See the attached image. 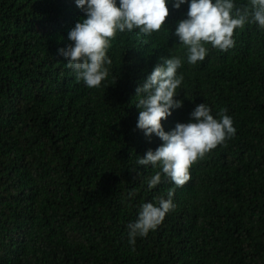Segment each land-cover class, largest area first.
I'll list each match as a JSON object with an SVG mask.
<instances>
[{
    "label": "trees",
    "instance_id": "16d2710c",
    "mask_svg": "<svg viewBox=\"0 0 264 264\" xmlns=\"http://www.w3.org/2000/svg\"><path fill=\"white\" fill-rule=\"evenodd\" d=\"M172 3L150 37L181 49ZM84 15L75 0H0V264H264V30L246 24L231 52L205 45V61L181 68L218 65L223 76L181 91L164 130L205 103L214 116L226 108L236 133L192 166L162 227L133 250L127 225L148 199H167L171 181L149 189L159 168L137 164L162 141L136 131L116 91L123 40L112 41L99 88L78 82L59 54ZM239 57L252 70L237 77Z\"/></svg>",
    "mask_w": 264,
    "mask_h": 264
},
{
    "label": "clouds",
    "instance_id": "9594fccd",
    "mask_svg": "<svg viewBox=\"0 0 264 264\" xmlns=\"http://www.w3.org/2000/svg\"><path fill=\"white\" fill-rule=\"evenodd\" d=\"M173 2V3H172ZM85 14L68 33L72 42L59 54L67 60L76 80L92 89L99 88L109 75L112 60L108 51L113 40L122 39L119 68L115 75L116 91L133 118V127L146 137H158L162 143L154 151L148 149L138 156L137 164L159 168L148 181V188L161 183L162 176L171 181L168 198L148 199L140 207L138 218L129 223V243L147 237L162 227L175 207L174 191L187 185L190 169L218 145L232 138L236 129L227 109L217 116L205 103L194 107L188 122H178L165 131L162 121L183 106L178 100L181 91L211 86L223 76L220 66L199 67L193 76L181 73L183 67H196L205 61L210 50L231 52L235 47L237 29L256 24L264 30V0H248L237 6L234 0H75ZM180 10L175 28L181 49L154 40L170 16L168 4ZM211 45L209 51L205 45ZM252 70L251 57H239L233 63L238 77ZM110 107L118 108L110 104ZM11 136L13 123H2ZM133 193H129L132 196Z\"/></svg>",
    "mask_w": 264,
    "mask_h": 264
}]
</instances>
